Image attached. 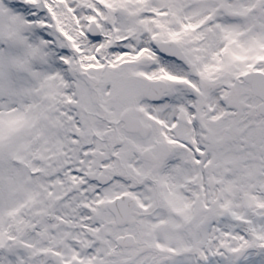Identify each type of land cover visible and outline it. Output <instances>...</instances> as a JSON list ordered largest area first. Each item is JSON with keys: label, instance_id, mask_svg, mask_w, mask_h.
I'll use <instances>...</instances> for the list:
<instances>
[{"label": "snow or ice", "instance_id": "1", "mask_svg": "<svg viewBox=\"0 0 264 264\" xmlns=\"http://www.w3.org/2000/svg\"><path fill=\"white\" fill-rule=\"evenodd\" d=\"M0 264H264V0H0Z\"/></svg>", "mask_w": 264, "mask_h": 264}]
</instances>
